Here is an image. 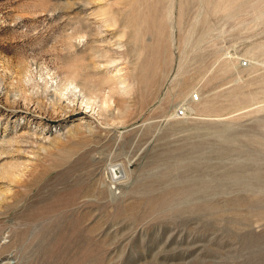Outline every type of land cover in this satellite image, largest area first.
Returning a JSON list of instances; mask_svg holds the SVG:
<instances>
[{"label":"rangeland","instance_id":"obj_1","mask_svg":"<svg viewBox=\"0 0 264 264\" xmlns=\"http://www.w3.org/2000/svg\"><path fill=\"white\" fill-rule=\"evenodd\" d=\"M0 264H264V0H0Z\"/></svg>","mask_w":264,"mask_h":264},{"label":"built area","instance_id":"obj_2","mask_svg":"<svg viewBox=\"0 0 264 264\" xmlns=\"http://www.w3.org/2000/svg\"><path fill=\"white\" fill-rule=\"evenodd\" d=\"M241 64H245V60H241ZM198 98L197 92H192L190 94V99L191 100H196ZM174 114L177 116H180L183 114V108L182 107H177L174 109Z\"/></svg>","mask_w":264,"mask_h":264},{"label":"bare ground","instance_id":"obj_3","mask_svg":"<svg viewBox=\"0 0 264 264\" xmlns=\"http://www.w3.org/2000/svg\"><path fill=\"white\" fill-rule=\"evenodd\" d=\"M116 61H117V60H116ZM114 62H115V61H114ZM110 63H112V62H110ZM69 85H70V84H69ZM67 88H68V87H67ZM76 88H77V87H76ZM74 91H75V90H74ZM76 91H77V90H76ZM81 94H82V93H81ZM82 95H83V94H82ZM85 98H86V97H85ZM88 99H89V98H88ZM88 102H89V101H88ZM88 102H87V103H88ZM86 106H87V105H86ZM87 107H88V106H87Z\"/></svg>","mask_w":264,"mask_h":264}]
</instances>
